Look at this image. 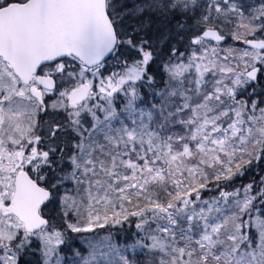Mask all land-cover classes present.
<instances>
[{"label":"snow or ice","instance_id":"6c2138e0","mask_svg":"<svg viewBox=\"0 0 264 264\" xmlns=\"http://www.w3.org/2000/svg\"><path fill=\"white\" fill-rule=\"evenodd\" d=\"M0 264H264V0H0Z\"/></svg>","mask_w":264,"mask_h":264}]
</instances>
